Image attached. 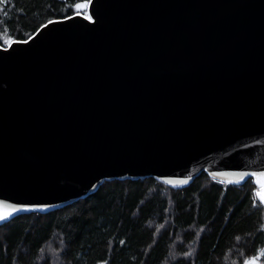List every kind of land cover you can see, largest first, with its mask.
Segmentation results:
<instances>
[{
  "label": "water",
  "instance_id": "water-1",
  "mask_svg": "<svg viewBox=\"0 0 264 264\" xmlns=\"http://www.w3.org/2000/svg\"><path fill=\"white\" fill-rule=\"evenodd\" d=\"M89 11L93 24L57 20L0 51V201L37 206L0 226L104 182L180 190L202 173L242 185L264 172V0H93Z\"/></svg>",
  "mask_w": 264,
  "mask_h": 264
},
{
  "label": "trees",
  "instance_id": "trees-1",
  "mask_svg": "<svg viewBox=\"0 0 264 264\" xmlns=\"http://www.w3.org/2000/svg\"><path fill=\"white\" fill-rule=\"evenodd\" d=\"M72 0H0V34L27 39ZM200 174L177 190L152 178L104 182L60 210L0 226V264H264V204Z\"/></svg>",
  "mask_w": 264,
  "mask_h": 264
},
{
  "label": "snow or ice",
  "instance_id": "snow-or-ice-1",
  "mask_svg": "<svg viewBox=\"0 0 264 264\" xmlns=\"http://www.w3.org/2000/svg\"><path fill=\"white\" fill-rule=\"evenodd\" d=\"M93 0H72L71 3L65 4L64 7L68 8L71 12V15H64V20H72L74 17L78 18L82 21H86L89 24H93V16L90 14V5H92ZM57 20L49 19L46 24H40L38 28L29 35L27 39H15L12 35L9 34L8 28H5L3 33L0 34V51L4 53H8L9 49H13L14 45H27L30 40L33 39L37 33L41 31V29H45L47 25H54L58 23ZM14 50V49H13ZM235 175L243 178L246 174L244 173H236ZM252 177L255 178V184L257 185V189L254 190L253 195L258 197L261 203H264V172L262 173H251ZM231 182V181H229ZM30 207H37L35 205H23L18 206L15 204H8L4 201H0V220H6L13 212L19 210H29ZM264 254V253H262ZM257 257H252L250 259H246L244 264H257Z\"/></svg>",
  "mask_w": 264,
  "mask_h": 264
},
{
  "label": "rangeland",
  "instance_id": "rangeland-1",
  "mask_svg": "<svg viewBox=\"0 0 264 264\" xmlns=\"http://www.w3.org/2000/svg\"><path fill=\"white\" fill-rule=\"evenodd\" d=\"M257 264H259L258 259H257Z\"/></svg>",
  "mask_w": 264,
  "mask_h": 264
}]
</instances>
